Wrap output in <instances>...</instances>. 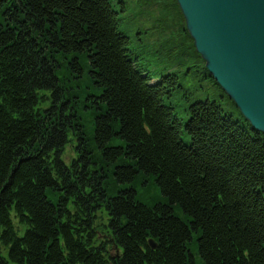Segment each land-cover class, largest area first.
<instances>
[{
	"label": "trees",
	"instance_id": "trees-1",
	"mask_svg": "<svg viewBox=\"0 0 264 264\" xmlns=\"http://www.w3.org/2000/svg\"><path fill=\"white\" fill-rule=\"evenodd\" d=\"M125 8L0 0V264H264V135L184 27L241 119L139 65Z\"/></svg>",
	"mask_w": 264,
	"mask_h": 264
},
{
	"label": "water",
	"instance_id": "water-1",
	"mask_svg": "<svg viewBox=\"0 0 264 264\" xmlns=\"http://www.w3.org/2000/svg\"><path fill=\"white\" fill-rule=\"evenodd\" d=\"M175 1L208 75L264 135V0Z\"/></svg>",
	"mask_w": 264,
	"mask_h": 264
},
{
	"label": "rangeland",
	"instance_id": "rangeland-1",
	"mask_svg": "<svg viewBox=\"0 0 264 264\" xmlns=\"http://www.w3.org/2000/svg\"><path fill=\"white\" fill-rule=\"evenodd\" d=\"M174 2L176 4V1ZM174 2L173 0H125L126 8L122 12L125 27L128 26L130 31L136 28L143 30V33L140 34L141 39L132 38L130 43L133 52L137 53L138 64L156 77L160 74L176 72L177 82L181 85L177 91L188 92L187 102L205 98L214 99L221 107L222 112H230L234 118L241 119L229 100L225 96L220 97L217 87L206 77H202L203 71L200 68H197L198 70L195 72L186 70L181 57L185 54L184 51L187 50L190 41L188 37L185 39L181 30V27H184V21L179 18L175 8L177 5L175 6ZM166 52H169L170 57L166 55ZM82 123L88 125L85 118ZM182 137L185 138L184 135ZM117 143H119V139L112 137L108 144ZM66 148L65 157L69 159L73 152L70 145ZM149 193L160 195L157 186H152ZM161 197L160 195L159 200ZM174 213L182 220H186L185 214L179 207L174 209ZM191 252L194 263L200 264L201 261L196 250L192 248Z\"/></svg>",
	"mask_w": 264,
	"mask_h": 264
}]
</instances>
